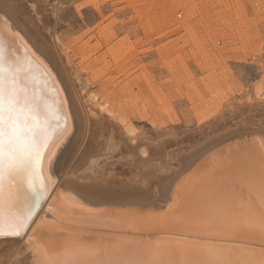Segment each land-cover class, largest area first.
<instances>
[{"label":"bare ground","instance_id":"1","mask_svg":"<svg viewBox=\"0 0 264 264\" xmlns=\"http://www.w3.org/2000/svg\"><path fill=\"white\" fill-rule=\"evenodd\" d=\"M117 2L82 0L69 26L49 0H0V38L14 57L3 66L6 83L15 77L21 98L34 95L52 125L38 141L42 175L4 182L5 227L29 213L31 222L22 237L0 238V264H258L264 37H230L247 52L259 43L250 71L260 83L239 86L234 102L186 129L184 114H149L148 55L139 62L136 26L119 22ZM76 29L64 43L62 30ZM227 213L252 223L230 238L217 222Z\"/></svg>","mask_w":264,"mask_h":264},{"label":"rangeland","instance_id":"2","mask_svg":"<svg viewBox=\"0 0 264 264\" xmlns=\"http://www.w3.org/2000/svg\"><path fill=\"white\" fill-rule=\"evenodd\" d=\"M104 1L106 9L111 2H119L117 17L120 23L123 20L134 22L137 33L133 41L139 62L148 55L143 63L148 62L149 114L179 116L182 120L185 117L186 129H194L201 119L206 120L221 106L234 102L242 94L237 90L239 86L246 89L253 82L260 83V78L251 73L257 61L255 56L259 55V43L254 42L255 46L252 44L247 52L240 49L245 43L236 41L235 47L230 37L237 34L243 37L252 34L254 39L264 37V0ZM81 3L82 0H49L50 6L55 4L61 11L59 23L69 26ZM141 10L146 11L145 14ZM144 19L149 23L146 30L142 26ZM53 22L55 24L56 20ZM77 30H62L64 43L75 40L79 34ZM201 64L208 68L202 69ZM144 124L149 129V123Z\"/></svg>","mask_w":264,"mask_h":264},{"label":"snow or ice","instance_id":"3","mask_svg":"<svg viewBox=\"0 0 264 264\" xmlns=\"http://www.w3.org/2000/svg\"><path fill=\"white\" fill-rule=\"evenodd\" d=\"M13 60L14 57H11L6 51L4 40L0 38V203H2L3 199L5 180H8L11 184L25 175H42L44 155H42V146L38 141L41 136L49 137L51 135L49 130L52 128L47 118L36 111L34 107L36 97L34 95L31 97L32 102L29 103L27 97L21 98L19 85L15 77L6 83L3 66L6 63L10 64ZM59 119L60 116L58 114L57 128L59 127ZM63 119L66 124L67 117L64 116ZM20 120H31L32 124L25 123L20 125L18 123ZM9 123L14 125L11 131L8 128ZM62 138L61 135L52 145H47L45 140V147L50 149L57 146L62 142ZM38 166H40L39 173L36 171ZM48 186L50 187V185ZM261 187L262 191H264V176L261 178ZM30 216L31 213L23 217L9 218L6 228L3 214L0 212V238L22 237L30 225ZM217 222L230 238L244 233L248 225L252 223L251 220L246 222L234 219L232 213L225 214ZM259 230L261 235L264 236V213L261 214ZM147 243L154 245L156 242L148 241ZM240 251H246V249H241ZM259 255L258 264H264V249H261ZM38 264H44V262L38 261ZM132 264H136V262H132ZM225 264H233V262L225 261ZM239 264H254V262L242 260L239 261Z\"/></svg>","mask_w":264,"mask_h":264}]
</instances>
